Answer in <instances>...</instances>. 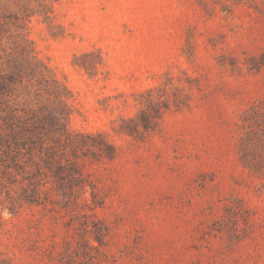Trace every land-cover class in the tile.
<instances>
[{
	"label": "rangeland",
	"instance_id": "374dc122",
	"mask_svg": "<svg viewBox=\"0 0 264 264\" xmlns=\"http://www.w3.org/2000/svg\"><path fill=\"white\" fill-rule=\"evenodd\" d=\"M0 264H264V0H0Z\"/></svg>",
	"mask_w": 264,
	"mask_h": 264
}]
</instances>
